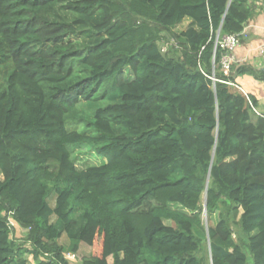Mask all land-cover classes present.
Masks as SVG:
<instances>
[{
    "label": "trees",
    "instance_id": "obj_1",
    "mask_svg": "<svg viewBox=\"0 0 264 264\" xmlns=\"http://www.w3.org/2000/svg\"><path fill=\"white\" fill-rule=\"evenodd\" d=\"M257 5L0 0V264H70L64 235L101 241L81 264H264V114L235 85L264 70L215 47Z\"/></svg>",
    "mask_w": 264,
    "mask_h": 264
},
{
    "label": "crops",
    "instance_id": "obj_2",
    "mask_svg": "<svg viewBox=\"0 0 264 264\" xmlns=\"http://www.w3.org/2000/svg\"><path fill=\"white\" fill-rule=\"evenodd\" d=\"M257 11L248 21L242 33V42L233 53L235 61L251 64L257 70H264V3L257 0ZM237 83L257 98V109L264 114V81L257 80L252 74L237 76ZM251 264V263H249Z\"/></svg>",
    "mask_w": 264,
    "mask_h": 264
},
{
    "label": "rangeland",
    "instance_id": "obj_3",
    "mask_svg": "<svg viewBox=\"0 0 264 264\" xmlns=\"http://www.w3.org/2000/svg\"><path fill=\"white\" fill-rule=\"evenodd\" d=\"M178 27L176 30H180ZM170 42V41H169ZM168 43L166 41L161 42L162 44ZM84 108V107H83ZM86 113H92L91 110L86 109ZM72 158L75 161L79 169L86 168L91 165H100L105 161V157L99 155L95 152L91 145H84L81 147H71ZM53 203V202H52ZM205 232L208 233V228L217 222V215L215 214L211 220L208 219L206 213L203 215ZM12 222V238L16 244L23 245L25 243V238L27 235V230L19 226L14 219L11 218ZM60 243L65 247V256L69 260L70 264H81L84 257H88L92 254H99L101 251V241L96 240L93 246L87 245L85 243L80 244V248L77 253H73L71 250V242L67 235H64L60 239ZM31 259V257H30ZM248 262L251 263V254L248 251ZM109 264H112V257L109 258Z\"/></svg>",
    "mask_w": 264,
    "mask_h": 264
},
{
    "label": "built area",
    "instance_id": "obj_4",
    "mask_svg": "<svg viewBox=\"0 0 264 264\" xmlns=\"http://www.w3.org/2000/svg\"><path fill=\"white\" fill-rule=\"evenodd\" d=\"M264 3V0H260ZM240 34H225L222 37H220L219 33L216 39L215 47L217 48L220 46V48L223 49V54L221 57V65L226 74H228L231 71V66L235 62V58L233 56V53L237 49V47L240 44ZM174 41V40H173ZM175 42V41H174ZM173 42H168L161 45V50L163 52H167L169 49V45H171ZM261 51L264 53V45L261 48ZM248 98V101L250 105L252 106L253 110L257 113L258 112L257 106L254 105L252 102L249 92L241 85L235 84ZM11 220V219H10ZM10 226L12 227V222L10 221Z\"/></svg>",
    "mask_w": 264,
    "mask_h": 264
},
{
    "label": "water",
    "instance_id": "obj_5",
    "mask_svg": "<svg viewBox=\"0 0 264 264\" xmlns=\"http://www.w3.org/2000/svg\"><path fill=\"white\" fill-rule=\"evenodd\" d=\"M206 200H207V196L205 195V207H206V202H207ZM208 235H209V234H208Z\"/></svg>",
    "mask_w": 264,
    "mask_h": 264
}]
</instances>
